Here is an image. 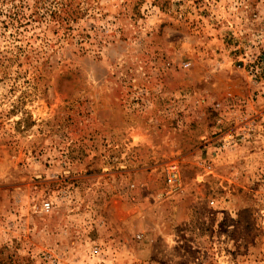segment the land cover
Returning <instances> with one entry per match:
<instances>
[{
    "label": "rangeland",
    "instance_id": "374dc122",
    "mask_svg": "<svg viewBox=\"0 0 264 264\" xmlns=\"http://www.w3.org/2000/svg\"><path fill=\"white\" fill-rule=\"evenodd\" d=\"M59 1L0 0V264H264V0Z\"/></svg>",
    "mask_w": 264,
    "mask_h": 264
},
{
    "label": "built area",
    "instance_id": "2783aa9c",
    "mask_svg": "<svg viewBox=\"0 0 264 264\" xmlns=\"http://www.w3.org/2000/svg\"><path fill=\"white\" fill-rule=\"evenodd\" d=\"M238 67L242 68L246 72L253 84L260 85L264 83V57L258 59V62L255 63V65H247L243 60L240 64H238ZM252 123L253 122H250L240 127L241 129L236 132L235 136L233 134H227L225 138L226 140L224 141H228V144L233 143V145H236L237 140H244L245 138H248L251 132L255 129V126ZM163 176L165 183L163 194L168 196L173 194L178 188L180 177L178 165L176 163L166 164L163 168ZM209 203L212 205L214 200H210ZM41 208L44 211H49L51 208V202L49 200L43 202ZM137 237H140V235H137Z\"/></svg>",
    "mask_w": 264,
    "mask_h": 264
},
{
    "label": "trees",
    "instance_id": "16d2710c",
    "mask_svg": "<svg viewBox=\"0 0 264 264\" xmlns=\"http://www.w3.org/2000/svg\"><path fill=\"white\" fill-rule=\"evenodd\" d=\"M73 1L74 0H60L57 8L54 7L49 10L50 16L56 20H69L74 18L75 14L78 13V8L74 6Z\"/></svg>",
    "mask_w": 264,
    "mask_h": 264
}]
</instances>
